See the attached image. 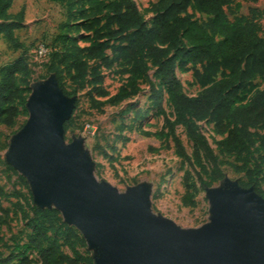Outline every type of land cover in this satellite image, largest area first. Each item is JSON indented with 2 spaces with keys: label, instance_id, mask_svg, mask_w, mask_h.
<instances>
[{
  "label": "trees",
  "instance_id": "obj_1",
  "mask_svg": "<svg viewBox=\"0 0 264 264\" xmlns=\"http://www.w3.org/2000/svg\"><path fill=\"white\" fill-rule=\"evenodd\" d=\"M57 1L66 4L67 16L54 37V47L45 67L47 74H56L66 95H75L85 85L105 95L100 86L102 68L121 63L120 73L125 75L126 83L113 99L120 101L136 95L140 81L146 79L150 96L162 114L163 126L168 129L178 155L188 162L199 182L202 179L193 161L201 159L211 165L213 179L224 178L217 155L198 130L197 122L206 120L212 125L213 133L220 136L216 141L219 153L239 158V164H234L233 169L244 172L246 180L241 185L253 186L264 197V188H259L264 185L260 161L252 165L248 157L251 150L258 151L259 147L264 161V85L247 96L253 79L264 76V37L259 24V19L264 18V9L250 7L248 15H243L232 9L233 0H155L150 4L153 16L148 21L135 0ZM11 2L0 0V35L13 40L14 30L21 27L22 18L9 17L7 10ZM151 67L156 86L148 77ZM178 71L192 72L194 82L200 87L195 95L183 90ZM65 79L71 89H67ZM31 81V69L23 55L0 68L1 124L12 127L16 118L25 112ZM161 93L172 108L173 119L161 106ZM72 117L64 122V132ZM176 125H181L192 141V157L176 136ZM253 129L261 130L259 139ZM190 179L191 173L186 170L183 174L185 200L191 197L190 189L196 190ZM23 185L26 186L25 181ZM10 195L18 197L16 207L24 216L31 217L25 210L28 207L33 215L45 214L53 227L51 216L57 217L58 211L33 206L29 190L28 196L21 190L8 194L0 185V213L8 214L1 198ZM29 220L32 233L23 248L6 256L0 254V264H91V259L76 249L75 241L84 243V240L72 227L64 223L60 226L64 228L60 232L63 242L72 251L69 255L58 239L50 237L43 224L32 217ZM29 251L35 252L37 259Z\"/></svg>",
  "mask_w": 264,
  "mask_h": 264
},
{
  "label": "rangeland",
  "instance_id": "obj_2",
  "mask_svg": "<svg viewBox=\"0 0 264 264\" xmlns=\"http://www.w3.org/2000/svg\"><path fill=\"white\" fill-rule=\"evenodd\" d=\"M154 1L135 0L148 21L153 16L150 12V4ZM250 7L264 9V0H233L232 9L237 14L248 15ZM66 10V4L57 0H12L7 13L12 20L20 16L22 23L21 27L14 30L13 40L0 35V68L23 55L31 69V83L43 76L45 78L48 75L45 67L48 58H38L36 50L39 46L53 49L54 37L59 32L60 24L66 20ZM195 15L201 18L199 14ZM229 18H232V14H229ZM259 24L260 33L264 37V18L259 19ZM120 68L119 62L111 68H102L103 80L100 86L106 92L105 95H99L91 90L90 85H85L76 92L72 122L64 132L65 142L70 143L72 138L77 136L83 138L82 151L90 158L93 166L92 175L98 181H105L122 193L129 186L139 183L149 184L150 208L154 214L171 219L183 229L201 226L209 221L210 216L205 187L219 186L224 179L222 181L213 179L211 165L205 159H201V161H193L202 182L197 180L196 173L188 162L178 155L168 129L163 126L162 114L150 96V86L146 79L140 81L136 95L120 101L113 99L119 88L126 83V77L120 73ZM153 71L154 68L151 67L148 77L156 86L157 80ZM177 76L187 94L195 95L200 90L199 85L194 82L191 71H178ZM64 81L67 89H71L70 82L67 79ZM263 85L264 76L253 79L247 96ZM160 95L164 112L173 119L172 108L166 96L163 93ZM24 107L25 112L16 118L14 126L8 127L0 123V185L8 194L21 190L28 196L29 187L25 178L16 170L13 172L4 158L10 136L21 128L28 117L27 108L25 105ZM197 124L199 132L217 155L224 178L237 180L241 185V182L246 180L244 172L233 169L234 164H239L237 162L239 158L231 154L219 153L216 141L220 136L213 133L209 122L202 120ZM253 131L256 139H259L257 135L261 130L253 129ZM175 134L187 154L192 157L193 143L181 125L175 126ZM260 155H263V152L258 147V151L251 150L248 157L252 165L256 160L260 161L262 174L264 161ZM186 170L190 171V181L196 186L195 191L189 190L191 194L189 200L184 199L186 189L183 184V174ZM24 181L27 187L23 185ZM259 188H264V185ZM17 201L16 195L1 198L2 206L8 209L7 215L0 213L2 256L10 252H18L19 248H23L27 236L32 233V223L29 220L31 217L48 229L51 238H56L62 243L63 251L72 255L71 249L63 242L60 232L64 228L60 226L64 223L72 227L83 239L75 226L67 224L59 211L57 217L51 216L53 227L46 220L45 214L33 215L28 207H25V210L31 217L24 216L16 207ZM31 204L37 207L32 201ZM43 209L49 211L55 207ZM75 245L78 252L89 257L90 263L93 264L94 250L88 248L85 240L84 243L75 241ZM28 254L33 259H37L35 252L29 251Z\"/></svg>",
  "mask_w": 264,
  "mask_h": 264
},
{
  "label": "water",
  "instance_id": "obj_3",
  "mask_svg": "<svg viewBox=\"0 0 264 264\" xmlns=\"http://www.w3.org/2000/svg\"><path fill=\"white\" fill-rule=\"evenodd\" d=\"M28 117L10 136L4 158L28 184L37 207H55L75 226L93 264H264V197L253 186L223 178L205 187L209 221L183 229L150 208V185L119 192L92 175L83 138L64 140L76 96L54 72L30 85Z\"/></svg>",
  "mask_w": 264,
  "mask_h": 264
},
{
  "label": "built area",
  "instance_id": "obj_4",
  "mask_svg": "<svg viewBox=\"0 0 264 264\" xmlns=\"http://www.w3.org/2000/svg\"><path fill=\"white\" fill-rule=\"evenodd\" d=\"M50 49L46 46H39L36 50V56L38 58H48Z\"/></svg>",
  "mask_w": 264,
  "mask_h": 264
},
{
  "label": "crops",
  "instance_id": "obj_5",
  "mask_svg": "<svg viewBox=\"0 0 264 264\" xmlns=\"http://www.w3.org/2000/svg\"><path fill=\"white\" fill-rule=\"evenodd\" d=\"M76 96V95H75Z\"/></svg>",
  "mask_w": 264,
  "mask_h": 264
}]
</instances>
